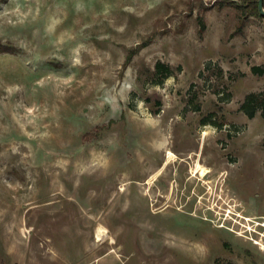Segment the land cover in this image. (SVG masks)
<instances>
[{
	"label": "rangeland",
	"instance_id": "rangeland-1",
	"mask_svg": "<svg viewBox=\"0 0 264 264\" xmlns=\"http://www.w3.org/2000/svg\"><path fill=\"white\" fill-rule=\"evenodd\" d=\"M263 90L229 0H0V264H264Z\"/></svg>",
	"mask_w": 264,
	"mask_h": 264
},
{
	"label": "trees",
	"instance_id": "trees-1",
	"mask_svg": "<svg viewBox=\"0 0 264 264\" xmlns=\"http://www.w3.org/2000/svg\"><path fill=\"white\" fill-rule=\"evenodd\" d=\"M232 4L237 5L241 14L243 16L256 15L263 16L259 9V0H242V3L236 4L235 1L229 0ZM142 47V46H139ZM139 49V48H138ZM129 55L128 59H130ZM254 69H261L259 66L254 67ZM173 74L172 67L162 61H158L155 65L154 70L151 73L152 78L156 83H162L167 77ZM242 109L249 115L254 116L258 109H263L264 113V90L260 92H251L246 95L245 100L241 105ZM101 127L98 129L100 130ZM97 129V130H98ZM97 131L88 133V137L97 136Z\"/></svg>",
	"mask_w": 264,
	"mask_h": 264
},
{
	"label": "water",
	"instance_id": "water-1",
	"mask_svg": "<svg viewBox=\"0 0 264 264\" xmlns=\"http://www.w3.org/2000/svg\"><path fill=\"white\" fill-rule=\"evenodd\" d=\"M259 9L262 15H264V0H259Z\"/></svg>",
	"mask_w": 264,
	"mask_h": 264
},
{
	"label": "bare ground",
	"instance_id": "bare-ground-1",
	"mask_svg": "<svg viewBox=\"0 0 264 264\" xmlns=\"http://www.w3.org/2000/svg\"><path fill=\"white\" fill-rule=\"evenodd\" d=\"M200 170H201V175H204L206 173V169L203 168V167H200ZM199 171V170H198Z\"/></svg>",
	"mask_w": 264,
	"mask_h": 264
}]
</instances>
